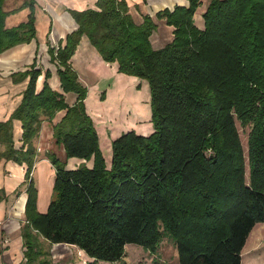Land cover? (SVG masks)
<instances>
[{
    "label": "trees",
    "instance_id": "trees-1",
    "mask_svg": "<svg viewBox=\"0 0 264 264\" xmlns=\"http://www.w3.org/2000/svg\"><path fill=\"white\" fill-rule=\"evenodd\" d=\"M6 2L0 0V54L36 38L35 0L21 6L30 14L13 27L6 26ZM189 2L155 18L146 15L142 23L126 0L70 10L78 28L65 46L49 48L62 92L49 84V71L36 92L42 71L35 64L19 74L30 78L23 99L0 122V159L27 165L19 264H54L45 242L75 246L91 259L88 264L115 263L127 244L155 253L165 236L174 239L180 264H241L250 233L264 222V0H210L203 28L194 19L201 1ZM155 19L174 27L173 40L161 48L151 42ZM83 35L105 60L147 80L151 91L155 131L115 138L110 168L84 112L87 88L70 62ZM70 91L77 94L72 106L64 101L63 92ZM64 109L53 136L66 159L46 154L56 176L41 213L33 139L44 117L52 121ZM14 119L22 122L20 148ZM239 127L248 129L247 154ZM68 159L81 162L68 168Z\"/></svg>",
    "mask_w": 264,
    "mask_h": 264
},
{
    "label": "crops",
    "instance_id": "crops-1",
    "mask_svg": "<svg viewBox=\"0 0 264 264\" xmlns=\"http://www.w3.org/2000/svg\"><path fill=\"white\" fill-rule=\"evenodd\" d=\"M26 1L18 0L15 2V0H7L5 4V10L9 12L6 18L7 27L16 26L27 20L30 8L21 7ZM126 1L136 23H142L146 15L155 18L159 11L166 8L173 10L175 6H188L190 3L189 0ZM200 1L201 5L196 10L194 19L195 24L199 28H203L204 20L202 15L207 9L210 0ZM96 2L97 0H35L36 38L29 43L18 44L0 54V122L8 120L20 105L30 78L29 76L21 78L19 74L29 71L33 64L42 71L36 82V92H40L43 89L45 72L48 70L53 72L49 80L51 87L62 92L56 72L57 66L51 62L49 48L56 46L55 48L58 49L60 44L65 46L67 35L78 28L70 10L82 11L87 8H94L96 7ZM14 9L16 10L14 11ZM155 21L157 28L151 36V42L154 48H161L173 40L174 27L168 25L163 19H155ZM82 44L84 45L83 47H81ZM89 44L88 37L83 35L78 46L79 50H76L77 58L84 56L86 49L89 48L91 50ZM74 57L71 62L74 66H77L79 63ZM64 114L65 111L58 112L52 122L44 117L41 129L34 138L38 152L32 176L35 185L36 179L39 184L38 187L36 185L38 189L37 209L41 213L47 211L52 199L56 176L55 168L46 154L52 151L60 159H66L62 145L59 146L55 143L52 129V123L59 122ZM13 126L14 144L17 148H20L23 145L21 141L23 133L22 122L14 119ZM80 162V160L68 159L67 166L68 168H75ZM26 169V164L21 165L13 160L0 159V236L10 240L7 248L3 249L0 246V264H19L24 261L21 227L26 218L25 208L28 198L27 185L25 183ZM23 187L24 189H22ZM12 196L16 197L13 203ZM51 246V258L54 264L58 263L56 260L58 256L53 253V247L76 248L68 244H53ZM89 259L87 257V260ZM70 264L76 263L70 262Z\"/></svg>",
    "mask_w": 264,
    "mask_h": 264
},
{
    "label": "rangeland",
    "instance_id": "rangeland-1",
    "mask_svg": "<svg viewBox=\"0 0 264 264\" xmlns=\"http://www.w3.org/2000/svg\"><path fill=\"white\" fill-rule=\"evenodd\" d=\"M81 40L76 46V50H79L78 46ZM89 45L91 50L89 48L86 49L84 56L77 58V52H74V59L79 63L77 66H74L71 62L73 56L70 62L78 75L79 81L87 88L83 102L84 112L97 132L100 150L105 158L107 167L110 168L112 165V143L115 138L128 131H135L137 134L144 136H149L155 131L156 123L152 112L151 91L147 80L135 74L121 71L117 61L105 60L91 42ZM60 46L62 45L60 44ZM83 46L82 44L81 47ZM49 72L52 77L53 72ZM63 93L65 95L64 101L69 106L77 102L76 93L72 91ZM60 111L66 112L65 109L58 112ZM47 120L49 119L47 118ZM57 123L53 122L52 124L54 126ZM239 130L242 145L247 154L248 129L243 130L239 127ZM33 145L35 146V139H33ZM246 158V178L248 179L249 163L248 157ZM89 164L91 165V162ZM36 185L37 187L39 185L37 179ZM15 199L16 197L12 196V203ZM5 239L7 238L4 236L1 238L0 236V246L3 249L7 248L10 243L9 239H7L8 244L4 243ZM45 247L52 248L48 243H45ZM53 253L58 256L56 257L57 264H70V262L88 264V261H90V259L87 260L84 253L74 247H53ZM98 263L180 264L176 243L169 236H165L160 240V245L155 253L145 249L143 246L130 243L126 245L125 254L121 260L115 263L107 261ZM241 264H264V222L258 223L250 233L242 251Z\"/></svg>",
    "mask_w": 264,
    "mask_h": 264
},
{
    "label": "built area",
    "instance_id": "built-area-1",
    "mask_svg": "<svg viewBox=\"0 0 264 264\" xmlns=\"http://www.w3.org/2000/svg\"><path fill=\"white\" fill-rule=\"evenodd\" d=\"M4 243L8 244V240H7V239H5V240H4Z\"/></svg>",
    "mask_w": 264,
    "mask_h": 264
}]
</instances>
